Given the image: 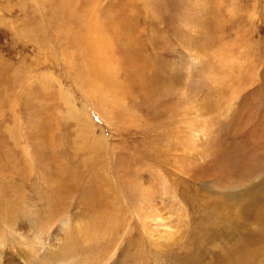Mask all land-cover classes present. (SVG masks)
Wrapping results in <instances>:
<instances>
[{"label": "rangeland", "instance_id": "obj_1", "mask_svg": "<svg viewBox=\"0 0 264 264\" xmlns=\"http://www.w3.org/2000/svg\"><path fill=\"white\" fill-rule=\"evenodd\" d=\"M0 264H264V0H0Z\"/></svg>", "mask_w": 264, "mask_h": 264}, {"label": "bare ground", "instance_id": "obj_2", "mask_svg": "<svg viewBox=\"0 0 264 264\" xmlns=\"http://www.w3.org/2000/svg\"><path fill=\"white\" fill-rule=\"evenodd\" d=\"M95 34H97V33H95ZM92 35H94V34H92ZM97 38H100V37H97ZM100 41H101V40H100ZM100 43H101V42H100ZM101 46H102V45H101ZM103 46H104V45H103ZM100 49H101V48H100ZM101 52H102V51H101ZM101 55H102V54H101ZM94 56H95V55H94ZM102 56H103V55H102ZM102 56H101V57H102ZM94 58H96V57H94ZM104 59H105V58H104ZM98 61H99V59H98ZM107 61H108V60H107ZM101 66H102V65H101ZM96 69H97V68H96ZM96 74H97V72H96ZM96 74H95V75H96ZM95 75H94V76H95ZM96 77H97V76H96ZM63 91H64V90H63ZM64 92H65V91H64ZM68 94H69V93H68ZM62 98H63V101H64L65 104H67V105H70V104L73 105V102H72L70 96H65V95H64ZM75 109H76V108H75ZM77 109H78V108H77ZM72 110H73V107H72ZM76 115H77V114H76ZM84 125H85V124H84Z\"/></svg>", "mask_w": 264, "mask_h": 264}]
</instances>
